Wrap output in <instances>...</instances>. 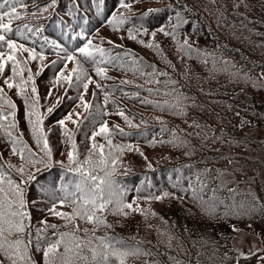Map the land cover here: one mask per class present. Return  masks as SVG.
Returning <instances> with one entry per match:
<instances>
[{
	"label": "trees",
	"instance_id": "16d2710c",
	"mask_svg": "<svg viewBox=\"0 0 264 264\" xmlns=\"http://www.w3.org/2000/svg\"><path fill=\"white\" fill-rule=\"evenodd\" d=\"M127 2L129 8L120 7L117 0H55V4L51 0H20L0 9L10 11L15 6L18 13L10 25L13 32L0 30V34L44 56L43 60H32L28 52L15 53L19 60L27 61L25 80L27 69L31 70L50 158L36 146L24 98L4 83L12 77L11 61L0 74V88L15 105L9 108L0 99V111L8 117L0 120V171L17 182L29 175L35 177L24 185L32 258L36 264H43L42 253L35 250L37 229L44 228L41 221L58 226L42 233L51 239L57 238L53 233L72 230V224L66 226V221L49 209L55 205L58 212L72 213L76 205L59 203L64 190L74 191L80 180L79 173L70 170L77 164L69 162L67 154L73 151L80 163L91 159L98 164L101 153L96 150L89 154L93 143L89 137L106 122L111 134L107 139L98 135L94 142L104 145L105 170L114 181L113 199L139 210L125 208L128 214L124 215L109 205L98 213L104 224L93 225L79 218L73 221L81 229H89L87 235L83 231L77 235L92 239L93 246L99 243L97 238H106L123 242L117 247L151 253L128 256L126 264H255L254 258L245 259L240 253L245 242L254 244L253 249L264 248V0ZM149 10L152 14L145 16ZM175 11H180L188 23L176 29L174 39L159 28L172 31ZM221 12L223 24L217 19ZM113 13L126 22L109 24ZM3 23H8L7 17ZM130 30L136 39L129 38ZM185 40L199 53L186 55L180 50ZM89 41L94 59L85 60L79 48ZM148 43L159 48H148ZM97 48L104 50L103 56L94 51ZM0 53L7 60L10 50L6 44L0 46ZM69 55L74 58L66 59ZM134 60L142 62L145 72L152 71L149 65L167 72V77H159L161 81L176 83H146L149 77L131 70L138 66ZM224 61L231 62L228 71H219ZM78 62L82 71L74 73ZM97 68L105 70L103 76L97 75ZM61 73L72 78V87ZM78 74L79 82L75 79ZM19 79L13 82L19 83ZM83 83H88L87 90ZM31 86L29 82L30 97ZM149 88L160 91L149 93ZM81 96L90 105L94 120L83 119L88 112L81 106ZM177 97L184 106L183 115L174 114L175 109L165 104L177 103ZM121 111L127 121L119 115ZM11 112H15L14 117ZM70 113H80L79 126L65 119ZM72 118L77 119L75 115ZM61 119L65 120L63 127L58 124ZM12 122L14 129L8 128ZM193 123L200 127H192ZM65 128L72 134L71 140L64 135ZM6 130L26 142L44 163L33 166L13 155ZM173 134L179 139L175 144L167 143ZM180 140L186 142L184 146H179ZM22 165L24 176L17 171ZM197 173L206 184L202 193L206 203L194 202L191 191H183ZM97 174L103 176L104 172L96 168L93 175ZM157 196L163 199H155ZM84 254L91 260L87 249Z\"/></svg>",
	"mask_w": 264,
	"mask_h": 264
},
{
	"label": "snow or ice",
	"instance_id": "6c2138e0",
	"mask_svg": "<svg viewBox=\"0 0 264 264\" xmlns=\"http://www.w3.org/2000/svg\"><path fill=\"white\" fill-rule=\"evenodd\" d=\"M20 2V0H4L3 3H0V9L5 7V4ZM210 3H215L216 0H209ZM52 4H55V0H51ZM117 3L120 7L129 8L130 4L127 0H117ZM234 7H239L238 4H234ZM47 10V9H45ZM175 10V9H173ZM158 11V10H156ZM219 11V10H217ZM153 10H149L144 13L145 16L152 14ZM5 17L8 18V23H3ZM18 17V13L16 12V7L12 6L10 11L0 12V30L3 33H11L13 29L11 28V22L13 19ZM223 13L221 12L218 16V22L223 24ZM175 23L171 24L172 31H165L164 27L159 28L160 32H163L164 35H171L175 39L176 29L182 27L183 25L188 23V20L182 15L180 11H175ZM172 18H169V22L171 23ZM126 22L125 18L117 17L115 13L112 14V19L108 21L109 24H119L122 25ZM27 27V26H26ZM130 39H136V36L133 35L130 30L129 33ZM152 36L155 37V32L152 33ZM140 43H144V41H140ZM6 44L8 49L10 50V54L7 56V60L4 59V54L0 53V74L5 71L6 66L8 65V61H11V72L12 77L6 78L4 83L8 88H16L18 90V95L24 98L25 103L29 108L28 116H29V124L31 125L32 136L35 140L36 146L40 148L42 152H44L45 156L51 157V149L48 146L47 137L43 131V117L38 108L39 96L37 95V88L33 81V76L31 74V70L27 69L29 75L27 80L23 78V73L27 68V61H21L17 58L15 53L18 50H22L24 52L29 53V58L32 60H36L38 57L40 60L44 59L42 54H38L34 49H29L24 47L23 44L17 45L12 39L6 38L5 35L0 34V46ZM91 41L85 44L83 47L79 48V52L88 60L89 58H93V50L89 49V45ZM148 48H159V45H155L153 43H148L145 45ZM180 50L184 51L186 55H189L193 51L199 53V50L193 49L192 45L188 43V40H185L183 44L180 45ZM94 51L99 52L101 56L104 55L103 49H94ZM74 57L69 55L66 59L71 60ZM203 63H207L206 60H202ZM134 65H138L137 67L131 69L133 71H138L142 76H147L149 79L146 80V83H155V84H172L174 85L176 81L174 80H165L161 81L159 77H167L168 73L164 71H158L154 65H149L152 69L151 72L144 71V65L142 62L133 61ZM224 67L218 69L219 71H228V65L231 63L230 61H224ZM23 64V66H21ZM55 64V62H53ZM168 65L171 67V62L168 61ZM215 68V61H214ZM82 71L79 66L76 69H73V72ZM104 69L97 68V75L103 76ZM86 75V73H85ZM19 77V83H14L15 78ZM61 78L68 80L69 87L73 86L72 78L64 77L63 73H61ZM76 81H81V76L78 74L75 77ZM29 82H32L31 93L33 94L31 97L28 95L27 85ZM91 82V78H88V83ZM88 83H83V88L87 90ZM124 83H129L125 81ZM97 88L101 86L99 84L96 85ZM149 93L159 92V89H147ZM175 92V88L171 90ZM52 93L50 92L49 95ZM165 94H170L169 92H165ZM95 95V94H94ZM187 99V97H183ZM0 99L6 101L9 108H15V105L10 99L6 98V95L3 93V89L0 88ZM81 100V106L83 107L85 112H88L87 116H84V120H94L92 113L89 112L90 105L87 102H84L83 97H79ZM108 97L105 96V102H107ZM167 107L171 109H175L176 115H183L184 106L180 102V97H177V103L175 104H167ZM157 107H162L161 105H156ZM48 112H51L52 109L48 108ZM9 115L15 116V112L9 113ZM73 115L77 117V119L73 120ZM124 119L127 121V117L124 116V113L121 111L119 113ZM35 117V119H32ZM7 116L0 111V120H7ZM65 119L70 120L73 124L78 125V121L80 120V113H70ZM65 120L61 119L58 121V124L62 127L64 126ZM130 123V122H129ZM79 126V125H78ZM3 127V125H0ZM16 127L15 122H12L8 125V128L14 129ZM118 127V126H117ZM192 127H200L198 124L193 123ZM166 129H162L164 131ZM121 134H123V130L120 129ZM6 134L11 140V151L13 155H19L21 160H24L26 164H31L35 166L36 164H43V157H37L36 153L32 151V149L24 142L19 136L13 138L11 131L6 130ZM104 134L105 138L111 134V130L108 128L107 123L102 124L98 131H93L90 140L93 141L91 148L89 149V154L93 151L99 150L101 153V158L98 164H94L91 159L80 163L76 160V156L73 151L68 152L67 159L71 163H76L77 167L74 169H70L73 172L79 173L80 180L75 184V190L72 192H67L64 190V196L59 200V203L63 205L66 201H69L71 204L76 205L73 208L72 213H63L56 211L55 205L49 209L53 215L59 216L61 219L66 221L67 224H72V230L69 232H59L53 233L56 236V239H51L42 235L43 232H46L47 229L52 228L56 229L58 226L54 224H48L46 221H41L44 225V228L37 229V235L35 237V250L37 252L42 253L43 264H79V262H84V264H126V258L128 256H139V255H151V253L143 252L141 249L136 248L134 250H127L121 247H117V245H121L123 242L116 241L115 243L111 242L106 238H97L99 243L93 246L92 239H83L79 235L78 232L83 231L86 235L89 232V229L84 228L81 229L78 224H74L77 218L81 221H84L89 224L99 225L104 224L105 221L101 215L98 213H103L109 205H114V210L117 212H121L124 215H127V212H124V209H131L133 211L139 209H133V205L131 203L123 204L120 199H113L116 196L115 191H113V183L111 179H109L111 173L105 170L106 160L103 156V148L104 145L96 144L95 137L98 135ZM64 135L71 140L72 134L65 128ZM179 138L173 134V140L168 141L167 143L175 144ZM111 140H108L109 146H111ZM163 143V142H162ZM186 142L180 140L179 146H184ZM76 145L73 142L72 148L75 149ZM118 150L122 151V149L117 146ZM130 148V146H129ZM190 154V153H189ZM115 161H113L114 163ZM89 165L88 168H85L84 165ZM10 167H12L10 165ZM96 168H99L100 171L104 172V175L101 176L99 174L93 175V171ZM21 176H24L25 166L22 165L19 169H17ZM39 171V169H37ZM205 172L209 171L207 169ZM195 180L189 178V185L187 189H183V191L188 192L191 191V198L194 202H203L202 193L206 187V184L203 180H201L200 173L195 174ZM33 175H29L26 179H22L19 182L14 181L10 177L6 178V173L0 171V264H36V262L32 258V254L30 252V247L33 246L32 233L29 231L31 225L30 223H26V220L30 219L28 213L24 210L26 208V200L24 196V185L28 183L29 180L34 179ZM198 185V187H197ZM169 193H164V196H168ZM155 199L160 200L163 199L161 196L155 197ZM233 231H239L235 227H233ZM25 233H27V239L25 238ZM94 233V229H93ZM171 237L169 238L168 247H171ZM88 250L91 253V260H89V256L85 255V250ZM241 257L247 259L248 256L254 258L258 264H264V248L260 249H249V253L246 255L245 253H240ZM169 259H174L173 257H169ZM154 264H159V262H154ZM179 264V262H177ZM239 264V261L237 262Z\"/></svg>",
	"mask_w": 264,
	"mask_h": 264
},
{
	"label": "rangeland",
	"instance_id": "374dc122",
	"mask_svg": "<svg viewBox=\"0 0 264 264\" xmlns=\"http://www.w3.org/2000/svg\"><path fill=\"white\" fill-rule=\"evenodd\" d=\"M250 248H254V244H251V243H243L242 246H241V252L245 253V254H248L249 253V249ZM255 264H258V262L256 261Z\"/></svg>",
	"mask_w": 264,
	"mask_h": 264
}]
</instances>
